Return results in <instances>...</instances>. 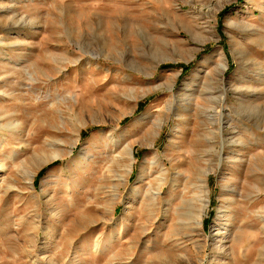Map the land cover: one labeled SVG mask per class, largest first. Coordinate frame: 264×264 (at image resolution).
<instances>
[{"label":"rangeland","instance_id":"1","mask_svg":"<svg viewBox=\"0 0 264 264\" xmlns=\"http://www.w3.org/2000/svg\"><path fill=\"white\" fill-rule=\"evenodd\" d=\"M263 212L264 0H0V264H264Z\"/></svg>","mask_w":264,"mask_h":264},{"label":"bare ground","instance_id":"2","mask_svg":"<svg viewBox=\"0 0 264 264\" xmlns=\"http://www.w3.org/2000/svg\"><path fill=\"white\" fill-rule=\"evenodd\" d=\"M126 152H127V155H128V157L130 158H133L132 157V154H131V150H130V148H127L126 149ZM130 161V160H129ZM149 164L150 165H153V164H155L153 161H149ZM130 168V167H129ZM199 188H201V187H199ZM198 188V189H199ZM203 188V187H202ZM200 192H202V191H200ZM204 193V192H203ZM199 197H200V195H199ZM205 199H206V197H204ZM202 199V198H201ZM204 200V199H203ZM200 204H202V207H201V209H199L198 211V214H197V217H196V220H195V225L197 226V227H200L201 226V218H202V215L204 214V207H206V202L205 201H201L200 202ZM263 214H264V212H263ZM261 215V219H262V221L264 222V215H262V214H260ZM263 229H264V226H263ZM264 250V248H262L260 251H263ZM251 253H252V244L251 245H249V247L246 249V251L244 252V253H240L239 252V257H240V260L241 261H246L247 259H249L250 257H251ZM262 253V252H261ZM260 255V254H259ZM262 255V254H261ZM261 257V256H260Z\"/></svg>","mask_w":264,"mask_h":264}]
</instances>
